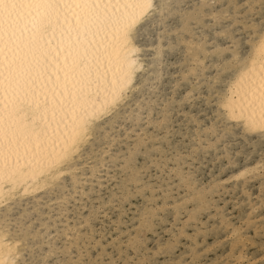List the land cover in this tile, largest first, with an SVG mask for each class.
<instances>
[{
  "label": "snow or ice",
  "instance_id": "6c2138e0",
  "mask_svg": "<svg viewBox=\"0 0 264 264\" xmlns=\"http://www.w3.org/2000/svg\"><path fill=\"white\" fill-rule=\"evenodd\" d=\"M0 264H264V0H0Z\"/></svg>",
  "mask_w": 264,
  "mask_h": 264
}]
</instances>
